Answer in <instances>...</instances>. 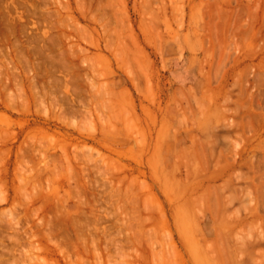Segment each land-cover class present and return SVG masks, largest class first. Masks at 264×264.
Instances as JSON below:
<instances>
[{
  "label": "rangeland",
  "instance_id": "obj_1",
  "mask_svg": "<svg viewBox=\"0 0 264 264\" xmlns=\"http://www.w3.org/2000/svg\"><path fill=\"white\" fill-rule=\"evenodd\" d=\"M0 264H264V0H0Z\"/></svg>",
  "mask_w": 264,
  "mask_h": 264
},
{
  "label": "bare ground",
  "instance_id": "obj_2",
  "mask_svg": "<svg viewBox=\"0 0 264 264\" xmlns=\"http://www.w3.org/2000/svg\"><path fill=\"white\" fill-rule=\"evenodd\" d=\"M20 59V58H19ZM27 61V60H26ZM23 62V61H22ZM15 66V65H14ZM34 79V78H33ZM34 90V89H33ZM36 90V89H35ZM32 92V91H31ZM97 252V251H96ZM96 256V255H95ZM99 260V259H98Z\"/></svg>",
  "mask_w": 264,
  "mask_h": 264
}]
</instances>
